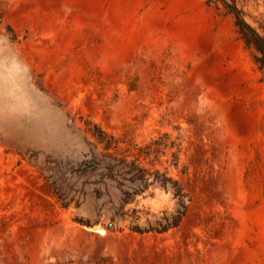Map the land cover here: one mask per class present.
<instances>
[{"label":"rangeland","instance_id":"rangeland-1","mask_svg":"<svg viewBox=\"0 0 264 264\" xmlns=\"http://www.w3.org/2000/svg\"><path fill=\"white\" fill-rule=\"evenodd\" d=\"M0 1V264H264V67L222 1ZM107 144L178 226L83 171Z\"/></svg>","mask_w":264,"mask_h":264},{"label":"trees","instance_id":"trees-1","mask_svg":"<svg viewBox=\"0 0 264 264\" xmlns=\"http://www.w3.org/2000/svg\"><path fill=\"white\" fill-rule=\"evenodd\" d=\"M220 1H222L224 7L234 15L236 19V26L238 27V31L246 45L252 46L258 53V56L255 57L256 62L261 67H264V38L244 21L242 18V12L237 9L234 0L232 1V4L227 3L225 0ZM1 17L2 14L0 12V18ZM99 134L95 136L102 142L103 136H106V134L100 130ZM101 135L103 136L101 137ZM110 149V145L107 144L105 145L104 151H99L97 153L94 152L91 159L85 162L83 171L89 170L97 172L99 176L98 183H102L104 185L107 184L108 181L115 182L119 187H123L127 183L135 184L137 186L141 185V188H135L133 193L127 190L122 191L123 197L121 198V205L127 203L131 199L132 195L140 192L151 183H158L166 190L170 187L173 191L174 197L177 199V209L170 217H164L162 220L157 221L156 227H151L149 230L162 233L171 227L178 226L187 210V205L184 201L186 194L183 192V188L180 183L170 177H167L166 174L160 173L159 171H149L148 169L140 166L136 160H128L125 156L111 153L109 152ZM132 229L139 233L143 232L139 229V227H133Z\"/></svg>","mask_w":264,"mask_h":264},{"label":"water","instance_id":"water-1","mask_svg":"<svg viewBox=\"0 0 264 264\" xmlns=\"http://www.w3.org/2000/svg\"><path fill=\"white\" fill-rule=\"evenodd\" d=\"M109 226H112V223H110V225Z\"/></svg>","mask_w":264,"mask_h":264}]
</instances>
